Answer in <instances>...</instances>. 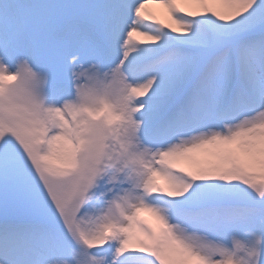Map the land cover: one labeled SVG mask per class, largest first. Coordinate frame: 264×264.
Masks as SVG:
<instances>
[{
	"label": "snow or ice",
	"instance_id": "1",
	"mask_svg": "<svg viewBox=\"0 0 264 264\" xmlns=\"http://www.w3.org/2000/svg\"><path fill=\"white\" fill-rule=\"evenodd\" d=\"M0 264H264V0H0Z\"/></svg>",
	"mask_w": 264,
	"mask_h": 264
},
{
	"label": "bare ground",
	"instance_id": "2",
	"mask_svg": "<svg viewBox=\"0 0 264 264\" xmlns=\"http://www.w3.org/2000/svg\"><path fill=\"white\" fill-rule=\"evenodd\" d=\"M181 166H184L183 164H181ZM145 218H146V215L144 216ZM147 219V221L149 222V223H152L153 222V219L151 218V216L149 215V217L148 218H146ZM155 224V222H153V225Z\"/></svg>",
	"mask_w": 264,
	"mask_h": 264
}]
</instances>
